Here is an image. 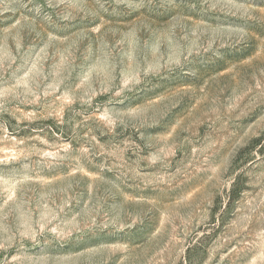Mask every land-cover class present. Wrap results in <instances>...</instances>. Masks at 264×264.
I'll return each mask as SVG.
<instances>
[{
    "label": "rangeland",
    "instance_id": "rangeland-1",
    "mask_svg": "<svg viewBox=\"0 0 264 264\" xmlns=\"http://www.w3.org/2000/svg\"><path fill=\"white\" fill-rule=\"evenodd\" d=\"M0 264H264V0H0Z\"/></svg>",
    "mask_w": 264,
    "mask_h": 264
}]
</instances>
